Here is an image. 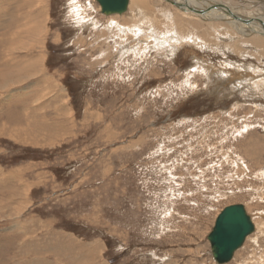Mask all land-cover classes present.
Returning a JSON list of instances; mask_svg holds the SVG:
<instances>
[{
    "label": "rangeland",
    "instance_id": "rangeland-1",
    "mask_svg": "<svg viewBox=\"0 0 264 264\" xmlns=\"http://www.w3.org/2000/svg\"><path fill=\"white\" fill-rule=\"evenodd\" d=\"M78 1L0 0V70L12 81L0 88V264H218L207 236L238 203L258 230L225 264H264L263 33L150 0L153 24L139 18L144 36L110 54L119 38L98 43L97 30L124 34L115 23L128 13ZM221 1L264 11V0ZM25 55L43 58L49 85L18 78ZM24 107L46 113L43 135L22 122L18 136L3 117L30 118Z\"/></svg>",
    "mask_w": 264,
    "mask_h": 264
},
{
    "label": "bare ground",
    "instance_id": "bare-ground-1",
    "mask_svg": "<svg viewBox=\"0 0 264 264\" xmlns=\"http://www.w3.org/2000/svg\"><path fill=\"white\" fill-rule=\"evenodd\" d=\"M39 1V0H38ZM153 1V0H152ZM152 1H150V0H129V4H128V8H127V11H126V13H128L127 14V17H128V19L127 20H123V21H121V22H117L116 21V19H115V21L117 22V23H115L116 25H117V27H119L118 29H119V31H121L122 29H125L127 32H125L124 34H121V35H116V34H107L106 35V33L105 32H103V30L101 31H99V30H97V32H99V33H101V35H99V40H98V43H100V41L101 40H104V39H106V38H108L109 36H111V37H117V38H119L118 40H115V41H113V44L107 49V51L108 52H110V54H112V51L114 50V48H115V46H116V44H118V45H122L121 43H126V42H128V41H131V42H135V44H136V41L138 40V39H141L144 35H142V33H140L141 31L137 28V24H138V22H139V18H141V17H144L145 19H147V20H149L150 21V24H153V22L151 21V20H153L154 19V13H155V10H154V7H153V5H152V3H154V2H152ZM169 1V0H168ZM170 1H172L174 4H176V5H180V6H183L184 4H186V6H187V8H189L191 11H194V12H199L201 9L203 10V9H206L205 11H206V14L204 15V16H206L207 18H214V19H217V20H219V19H223V17H224V19H225V17L227 18V16L229 17V18H227L228 19V21H229V19H231V20H233V21H231L230 23H231V25H233L234 27H236V28H241V30H238V29H235L236 30V32L237 33H241V34H243V35H249L248 33H253V32H260V33H263V35H264V13H261V12H264L263 10H261V12L260 13H257L256 12V14L255 15H259V17H251V15H249V16H246V15H243V14H241L240 13V11L241 10H239V13L238 14H236L235 12H233L231 9H228V8H226V7H228L225 3H223L221 0H200L201 2H203V3H200V2H198V0H170ZM75 2H77V4L79 3V1L78 0H75ZM26 3H28L29 4V2H26ZM156 3V2H155ZM31 4H33L32 2H31ZM31 4H29V7H30V5ZM157 4H159V3H157ZM35 5H37V3L35 4ZM40 5V4H39ZM257 5V4H256ZM263 5V4H262ZM32 6H34V5H32ZM202 6H204V7H202ZM215 6H217L219 9L221 8V9H223V10H225L224 12L225 13H223V12H220L219 11V9L218 8H216ZM231 6V5H230ZM236 6V5H235ZM252 6V5H251ZM82 7V6H81ZM209 7H213V8H209ZM238 7V6H237ZM264 7V6H263ZM31 8V7H30ZM165 8V7H164ZM32 9V8H31ZM84 9V8H83ZM188 9V10H189ZM34 10V9H33ZM33 10H32V13H33ZM142 10H145L144 12V14H143V11ZM157 10H159V9H157ZM186 10V9H185ZM203 12V11H202ZM244 12H245V10H244ZM142 13V14H141ZM153 13V14H152ZM250 13V12H249ZM38 15H40L41 14V11L39 12V13H37ZM118 15H122V14H125V12L124 13H122V14H119V13H117ZM247 14V13H246ZM77 15H80V17H82L84 20L85 19H87V18H85V16H83V14L81 13V12H79V13H77ZM149 15H150V18H149ZM254 15V14H253ZM254 15V16H255ZM30 16H33V15H30ZM123 16V15H122ZM195 16V15H194ZM117 17V16H116ZM121 17V16H120ZM34 18H35V16H34ZM151 19V20H150ZM30 20H32V19H30ZM29 20V21H30ZM120 20V19H119ZM85 21H87V20H85ZM89 21V20H88ZM92 21V20H91ZM90 21V22H91ZM213 21H215V20H213ZM224 20H222V22H223ZM23 22V21H22ZM207 22V21H206ZM218 22H220V21H218ZM33 23H34V21H33ZM33 23H32V25H33ZM39 23V22H38ZM209 23V22H208ZM211 23V22H210ZM23 24V23H22ZM29 24V23H28ZM36 24V23H35ZM88 24V23H87ZM110 24H111V22H110ZM3 25V24H2ZM31 25V24H30ZM39 25V24H38ZM42 25V24H41ZM90 25V24H89ZM215 25H216V23H215ZM219 25H220V23H219ZM34 26H36V25H34ZM33 26V28L32 27H30L31 28V30H30V33L31 34H36L39 30H38V27H34ZM43 26V25H42ZM41 26V28L43 29V27ZM91 26H94V24L93 23H91ZM225 26V25H224ZM224 26H223V28H224ZM40 27V26H39ZM45 27V26H44ZM109 27V26H108ZM114 27V26H113ZM112 27V28H113ZM124 27V28H123ZM230 27V26H229ZM24 28H26V26L24 27ZM40 28V29H41ZM161 28V30L164 32V30L162 29V27H160ZM172 28V27H171ZM217 28V27H216ZM226 28V27H225ZM215 29V28H214ZM227 29H229V28H227ZM245 29V30H244ZM218 30V29H217ZM41 31H43V30H41ZM135 31H137L138 33H137V35H136V33H135ZM176 31V30H175ZM220 31V30H219ZM43 32H45V31H43ZM167 32V31H166ZM182 32V31H181ZM180 32V33H181ZM26 33V32H25ZM104 33V34H103ZM153 33V32H152ZM165 33V32H164ZM163 33V34H164ZM179 33V34H180ZM228 33V32H227ZM9 34V33H8ZM29 34V33H28ZM27 34V36L28 37H30L29 35ZM38 34V33H37ZM154 34V33H153ZM152 34V35H153ZM162 34V33H161ZM178 34V35H179ZM220 34V33H219ZM230 34V33H229ZM6 36L5 37H7V34H5ZM40 35V34H39ZM106 35V36H105ZM175 35V34H174ZM176 35H177V33H176ZM181 35V34H180ZM183 35V34H182ZM252 35V34H251ZM259 35V34H258ZM26 36V34H25V37L26 38H28ZM33 36V35H32ZM32 36H31V40H32ZM35 36H38V35H35ZM34 36V37H35ZM105 36V37H104ZM169 36V35H168ZM187 36V35H186ZM233 36V35H232ZM242 36V35H241ZM254 36V35H253ZM39 37V36H38ZM42 37V36H41ZM134 37L135 38H137V39H134ZM163 37V36H162ZM177 37H179V36H177ZM201 37V36H200ZM220 37H222V36H220ZM234 37V36H233ZM240 37V36H239ZM36 38L37 37H35V42L38 40H40V37H39V39L37 38V40H36ZM156 38H158V37H156ZM172 38V37H171ZM174 38H176L175 36H174ZM190 38V37H189ZM244 38H245V36H244ZM114 39V38H113ZM162 39V38H161ZM243 39V38H242ZM246 39V38H245ZM249 39V38H248ZM255 39V38H254ZM5 40H7V39H5ZM85 40V39H84ZM110 40V39H109ZM163 40H165V39H163ZM170 40V39H169ZM196 40V39H195ZM203 40V39H202ZM201 40V41H202ZM235 40V39H234ZM238 40H240L239 38H238ZM253 40V39H252ZM41 41H42V38H41ZM40 41V42H41ZM162 41V40H161ZM185 41H186V39H185ZM205 41V40H204ZM247 41V40H246ZM39 42V43H40ZM81 42H83L82 40H81ZM90 42V41H89ZM165 42V41H164ZM169 42V41H168ZM191 42H193V40H191ZM190 42V43H191ZM218 42V41H217ZM31 43V42H30ZM37 43V42H36ZM174 43V42H173ZM194 43V42H193ZM255 43H257V42H255ZM5 44V42L1 45V46H5L4 45ZM26 44V43H25ZM41 44V43H40ZM169 44V43H168ZM171 44V43H170ZM192 44V43H191ZM195 44V43H194ZM202 44V43H201ZM9 46V45H8ZM84 46V45H83ZM83 46H82V48H83ZM123 46V45H122ZM199 46H201V45H199ZM240 46V45H239ZM175 47V46H174ZM28 48V47H27ZM30 48V47H29ZM107 48V47H106ZM116 48H117V46H116ZM125 48V47H124ZM0 49H1V47H0ZM109 49H110V51H109ZM170 49V48H169ZM174 50V49H173ZM241 50V49H240ZM131 51V50H130ZM3 52V51H2ZM116 52V51H115ZM39 53H42V52H40L39 51ZM84 53V52H83ZM114 53V52H113ZM129 53V52H128ZM7 54V53H6ZM241 54V53H240ZM1 57V56H0ZM22 57H26V58H28V56L27 55H25V56H22ZM21 57V62H23V64L24 63H29V62H31V63H29L30 64V66L31 67H29V66H24L23 68H22V70H21V72L19 73V75H18V78H24V77H29L28 76V73L30 72L31 73V75H37V77H38V79H34L35 81L33 82V84L31 85L32 87H34V86H37V85H39L40 83H42V82H45L47 85H49V83L45 80V78L46 77H44L43 76V74H40V73H43L44 71H45V69H44V67H43V64L44 63H42V61H43V58H41V57H36V58H34V62H32V61H30V59L28 58L27 60H29V61H27L26 60V58H22ZM32 57V56H31ZM9 62V61H8ZM200 63V62H199ZM0 64H6V60L4 61V58H0ZM18 64V63H17ZM21 64V63H20ZM11 66V65H10ZM14 66V65H13ZM1 67V66H0ZM5 68V67H4ZM11 68V67H10ZM3 69V68H2ZM6 69V68H5ZM7 70H9V69H7ZM205 71V70H204ZM237 72V71H236ZM15 73V72H14ZM235 74V73H234ZM234 74H233V76H234ZM9 74L6 72V71H1L0 70V77L2 78V80H3V84L5 83V86L4 87H0V88H2L3 90L2 91H4V90H7V89H9V85H10V78H9ZM44 77V78H43ZM20 79H18V80H20ZM26 80V79H25ZM25 80H23V81H25ZM41 80V81H40ZM51 80V79H50ZM12 82V81H11ZM246 81L244 80V83H245ZM14 83V82H13ZM3 84L1 85V86H3ZM45 84V85H46ZM54 85V84H53ZM245 85V84H244ZM30 86V87H31ZM245 86H248L247 84L245 85ZM21 87V86H20ZM58 88V87H57ZM10 90V89H9ZM8 90V91H9ZM15 90H17V89H15ZM14 91V90H13ZM10 92V91H9ZM1 94V93H0ZM7 94H8V92H7ZM24 94V93H23ZM3 95V94H2ZM58 96V95H57ZM6 97V96H5ZM62 97V96H61ZM64 98V97H63ZM67 98V97H66ZM1 100V99H0ZM61 100V99H60ZM3 101V100H2ZM15 101V100H14ZM14 101H10V103L11 104H15V102ZM38 103V100H36L35 101V104L34 105H36ZM62 105V104H61ZM64 105V107L65 108H67V105L66 104H63ZM13 107V106H12ZM14 108V107H13ZM24 109H25V111L26 112H30V110L32 111L33 110V112L31 113V115H30V118H29V116L28 117H25V115L23 114L22 115V112L21 113H19V112H12V111H7L6 113H4V115H3V117H5L6 115L9 117V120L10 121H12V125H13V127H14V133L15 134H17L18 136H19V134H18V131H17V129H18V127H19V125L21 124L22 125V122H24V124H26L27 125V130H29L30 131V135H31V137H34V135L33 134H35L36 133V135H37V133H38V135L39 134H42L43 133V131L45 130V127H44V125L45 124H48V125H51L50 123H48V122H45V118H46V113H44V111L43 112H41V114L43 115V116H41L39 113H37V114H35L34 113V109L32 108V109H27L26 107H24ZM44 109V108H43ZM22 110V109H21ZM44 113V114H43ZM27 116V115H26ZM56 117H57V112H56ZM67 112H65V116H64V120L63 119H60V120H58L57 121V123L58 124H61V123H64L63 125H58V130H59V134H60V129H61V127H65V126H68V124L69 123H71V121H73V120H70L69 121V116L67 117ZM8 120V119H7ZM8 124H10V123H8ZM19 124V125H18ZM23 124V125H24ZM20 125V126H21ZM22 125V126H23ZM24 127V126H23ZM20 130H26L25 128H21ZM35 132V133H34ZM25 134V133H24ZM28 134V133H27ZM43 135V134H42ZM46 136H52V135H49V134H45ZM24 137V136H23ZM53 137H56V136H53ZM48 138V137H47ZM42 139V138H41ZM19 140H21V139H19ZM17 141V140H16ZM37 143H38V141H37ZM38 145V144H37ZM240 161V160H239ZM239 163V162H238ZM244 167V166H243ZM246 169V168H245ZM9 179V178H8ZM258 193H259V191H258ZM11 199H13V197L11 198ZM241 204V203H240ZM246 208V207H245ZM249 213V212H248ZM250 214V213H249ZM251 215V214H250ZM254 217V216H253ZM251 218H252V215H251ZM252 220H253V218H252ZM253 222H254V220H253ZM254 225H255V229H254V232L253 233H255V232H257V230H258V225L257 224H255V222H254ZM252 233V234H253ZM249 237V236H248ZM24 254V253H23Z\"/></svg>",
    "mask_w": 264,
    "mask_h": 264
},
{
    "label": "water",
    "instance_id": "water-1",
    "mask_svg": "<svg viewBox=\"0 0 264 264\" xmlns=\"http://www.w3.org/2000/svg\"><path fill=\"white\" fill-rule=\"evenodd\" d=\"M97 2L105 15L122 14L127 11L129 4V0H97ZM254 229L251 215L243 204L224 207L217 215L214 226L207 236L213 259L218 264L232 260L235 252L243 246Z\"/></svg>",
    "mask_w": 264,
    "mask_h": 264
}]
</instances>
